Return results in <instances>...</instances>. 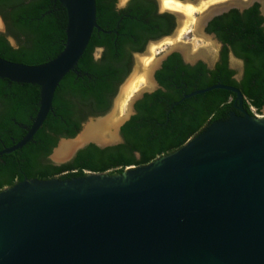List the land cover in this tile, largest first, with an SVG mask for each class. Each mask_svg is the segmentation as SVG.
I'll return each mask as SVG.
<instances>
[{
  "label": "water",
  "instance_id": "obj_1",
  "mask_svg": "<svg viewBox=\"0 0 264 264\" xmlns=\"http://www.w3.org/2000/svg\"><path fill=\"white\" fill-rule=\"evenodd\" d=\"M58 1L67 11V38L56 57L26 64L0 56L1 78L38 84L41 90L27 133L0 155L33 138L52 109L61 79L74 70L94 29L103 30L96 0ZM227 10L201 15V31L207 34L208 22ZM173 51L186 62L197 61H188L176 48L164 53L147 69L153 89L160 87L157 69ZM216 88L236 93L234 105L241 114L234 110L211 122L169 154L117 174L26 177L0 190V264H264V116L244 108V95L234 85L216 83L183 98ZM106 114L89 117L75 137H61L51 160L68 162L90 142L107 145L87 138L63 158L53 156L63 141L75 140ZM118 129L114 124L104 136L111 132L121 140Z\"/></svg>",
  "mask_w": 264,
  "mask_h": 264
},
{
  "label": "trees",
  "instance_id": "obj_2",
  "mask_svg": "<svg viewBox=\"0 0 264 264\" xmlns=\"http://www.w3.org/2000/svg\"><path fill=\"white\" fill-rule=\"evenodd\" d=\"M96 0L97 22L90 41L74 70L57 86L53 106L33 138L21 148L0 156V190L24 178L48 179L83 176L88 171L117 174L129 166L149 163L169 154L211 122L236 111V93L216 88L183 98L194 90L216 83L241 89L245 109L264 108V16L260 4L244 11L232 8L215 16L206 31L224 44L213 68L200 60L186 63L179 51L171 52L155 76L162 88L147 95L138 114L122 126L123 143L99 147L90 143L68 162L56 164L49 155L61 137H75L91 115L111 106V98L130 73L134 54L152 40L170 35L176 18L160 11L157 0ZM0 15L17 39L14 46L0 33V56L26 64H41L56 57L66 42L67 11L58 0H0ZM229 47L246 61L245 75L237 81L229 65ZM102 48L101 55L95 51ZM40 86L0 77V137L11 146L20 141L40 106ZM179 101L178 104H174ZM139 154L137 156L136 154Z\"/></svg>",
  "mask_w": 264,
  "mask_h": 264
},
{
  "label": "rangeland",
  "instance_id": "obj_3",
  "mask_svg": "<svg viewBox=\"0 0 264 264\" xmlns=\"http://www.w3.org/2000/svg\"><path fill=\"white\" fill-rule=\"evenodd\" d=\"M128 1L129 0H118L117 6L121 8L125 6ZM252 1L254 0H191L190 2H182L183 4H181V7L169 8L162 7L159 5L161 1L158 2L157 0L160 11H170L174 13L177 22L176 27L169 36L150 41L143 52L134 54V62L131 69L133 74L124 84L125 86L123 85L119 94L115 96L112 107L109 113L106 114V117L111 115V120L115 122L116 126L122 123L129 115L130 104L133 98L141 92L153 90V86L150 85L145 78L147 69L155 60L174 48L182 51L188 61L202 59L208 65L213 64L218 57L219 44L211 36L197 30V20L205 12L215 7L243 8ZM257 1L260 2L261 12L264 14V0ZM186 5H191L192 9L188 11L184 8ZM0 29H3L1 23ZM8 37L14 45H17V39L14 36L11 35ZM101 51L102 50L99 48L96 49L95 56L99 57ZM230 64L235 69L240 68V61L233 56H230ZM128 82H133V85L124 92V88ZM92 119L94 120V117H92ZM97 121L99 120H96V122Z\"/></svg>",
  "mask_w": 264,
  "mask_h": 264
},
{
  "label": "flooded vegetation",
  "instance_id": "obj_4",
  "mask_svg": "<svg viewBox=\"0 0 264 264\" xmlns=\"http://www.w3.org/2000/svg\"><path fill=\"white\" fill-rule=\"evenodd\" d=\"M256 2H258L259 4H260V2L259 1H257V0H254V1H252V2H250L248 5H246L245 7H243V8H238V7H230L229 8V10L230 9H232V8H237V9H239L240 11H244L245 9H247L248 7H250V6H252L254 3H256ZM229 10H227V11H229ZM227 11H225V12H227ZM260 11H261V7H260ZM224 13V12H223ZM222 14V13H221ZM261 14L264 16V14L261 12ZM213 19V18H212ZM211 19V20H212ZM210 20V21H211ZM209 21V22H210ZM209 22H208V24H209ZM0 23H1V25H3V29H0V33H3V34H5L7 37L8 36H11L12 35V33L9 31V28H8V23L6 22V20L4 19V17L2 16V15H0ZM208 24H207V26L205 27V32L207 33V35H210V34H213V38L216 40V42L219 44V50H218V57H217V60L214 62V65L212 66V67H210L207 63V65H208V67H210V68H213L215 65H216V63H217V61L220 59V57H221V55H222V50H223V47H224V44L219 40V38L217 37V35L215 34V33H213V32H208V31H206V29H207V27H208ZM263 27H264V22H263ZM13 36V35H12ZM8 40H9V37H8ZM10 41V40H9ZM10 43L12 44V45H14L11 41H10ZM14 46H16V45H14ZM231 54H233L234 55V58H236L237 60H239L240 61V68L239 69H235V68H233L232 66H231V64H230V56H231ZM200 60H202V59H198L195 63H197L198 61H200ZM185 61V60H184ZM202 61H204V60H202ZM186 62V61H185ZM205 62V61H204ZM186 63H189V62H186ZM195 63H190V64H195ZM162 65V64H161ZM229 65H230V67L231 68H233L234 70H235V74H234V78L237 80V81H240L241 79H243V77H244V75H245V69H246V61H245V59L244 58H242V57H237V55H235L234 54V52L232 51V49L229 47ZM161 67V66H160ZM157 79V78H156ZM158 81V80H157ZM158 83H159V81H158ZM159 85H160V87L159 88H162V86H161V84L159 83ZM159 88H157V89H159ZM157 89H153L152 91H144V92H142L141 94H137L134 98H133V100H132V103H131V105H132V109H133V111H131V112H129V115L122 121V123L119 125V134H120V136H121V140H116L115 139V137L111 134V132H108L107 133V139H106V141H108L107 142V145H104V146H100V145H98L96 142H90V143H94V144H96L97 146H99V147H102V148H104V147H108V146H113V145H117V144H120V143H123L124 141H125V137H124V135H123V132H122V126L128 121V120H130L133 116H135V115H137L138 114V105L140 106V104H141V102L146 98V97H148L149 95H147V94H149V93H151V92H153V91H155V90H157ZM240 89V88H239ZM241 90V89H240ZM244 95V94H243ZM115 96H116V94L111 98V106L109 107V109H107L106 111H104V112H102V113H99V114H96V115H91L90 117H98V116H102V115H105L107 112H109L110 111V109H111V107H112V104H113V101H114V98H115ZM245 98V97H244ZM244 108H245V99H244ZM237 110H239L238 108H236ZM262 110V112L261 113H264V108H262L261 109ZM240 111V110H239ZM241 112V111H240ZM255 115V114H254ZM84 123V122H83ZM83 123H82V125H83ZM113 137H114V139H113ZM15 136L14 135H11V136H9L8 137V139H4L2 136L0 137V151L1 150H3V149H5V148H8V147H11V146H9V145H7L6 144V141L7 140H9V141H15ZM17 143V142H16ZM89 143V144H90ZM14 145V144H13ZM12 152V151H11ZM7 153H9V152H7ZM3 154H5V153H3ZM3 154H1L0 156H2ZM137 156H139V154L137 153L136 154ZM49 159L51 160V158H50V155H49ZM72 160V159H71ZM52 161V160H51ZM55 163V162H54Z\"/></svg>",
  "mask_w": 264,
  "mask_h": 264
},
{
  "label": "bare ground",
  "instance_id": "obj_5",
  "mask_svg": "<svg viewBox=\"0 0 264 264\" xmlns=\"http://www.w3.org/2000/svg\"><path fill=\"white\" fill-rule=\"evenodd\" d=\"M160 1H161V6L162 7H169V8L170 7L171 8L172 7H181V4H183L182 1H180V0H160ZM184 8L187 9L188 11H190V9H192L191 5H186ZM219 8H222V7H215L214 9H219ZM198 21H199V19L196 22V28H198L197 30L201 31V28H200V26L198 24ZM145 75H146V77H145L146 78V81L150 85H152V82L149 79V76H148V72L147 71L145 72ZM123 85H122V88H123ZM132 85H133V82H131V83L128 82L126 84V87L124 88V92L127 91L128 88L132 87ZM111 118H112V116L110 115L109 117H106L105 119H101V120H99V121H97L95 123H88L85 126V128L83 129L82 133L75 140H72V141H63L56 148L53 156L55 158H58V159L63 158L65 155H67L69 153V151L75 145H77V143H79V142H81V141H83V140H85L87 138H94V139H97L99 141H106L105 140L106 137L104 136V133L107 132V130H109V128L115 124V122L113 120H111Z\"/></svg>",
  "mask_w": 264,
  "mask_h": 264
},
{
  "label": "built area",
  "instance_id": "obj_6",
  "mask_svg": "<svg viewBox=\"0 0 264 264\" xmlns=\"http://www.w3.org/2000/svg\"><path fill=\"white\" fill-rule=\"evenodd\" d=\"M251 109H252V111L254 112L255 115H257V116H264V113L257 112V110H256L255 107L252 106Z\"/></svg>",
  "mask_w": 264,
  "mask_h": 264
}]
</instances>
